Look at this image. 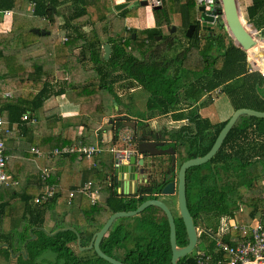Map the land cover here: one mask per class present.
<instances>
[{
    "label": "trees",
    "instance_id": "trees-1",
    "mask_svg": "<svg viewBox=\"0 0 264 264\" xmlns=\"http://www.w3.org/2000/svg\"><path fill=\"white\" fill-rule=\"evenodd\" d=\"M30 2L35 3L32 12L27 9ZM62 2L63 0H22L17 5L16 0H0L2 9L15 11L11 30L4 33L0 31V57H3L5 61L2 66L0 65L2 92L0 112L2 114L6 112V118L10 124L21 125L25 121L23 129L33 130L45 125L46 120H60L61 111L57 106L47 108L44 112L46 120L37 124H32L30 118L23 120L22 117L25 113H29L30 117L31 114L37 117L35 114L50 97L51 83L56 77H64L66 70H69L70 63H72L70 58H74L73 62L77 64L73 63V67L85 68L88 72L98 76L97 79H90L75 85L66 80L65 84L68 83L73 89V96L78 100L81 99L80 113L84 118L76 124H70L65 134L63 131L52 134L50 129L40 128L38 144L42 151L88 143V136L84 133L78 134V129L85 119L88 122L85 123L86 126L95 125L90 115L110 113V107L113 108L112 98L117 103H121V97L115 91V84L118 81H125L122 86L128 89L137 85L148 92L146 102L148 116H164L171 113L175 120L188 117L195 124V127L182 126L170 132L176 140L174 146L180 151L181 161L205 155L228 121L227 119L213 124L201 117L198 109L202 106L203 96L206 93L219 89L228 96L234 109L248 107L264 111V90L261 88L264 84V77L259 71L251 69L245 49L231 39V43L220 53L202 54L199 50L201 26L196 18L192 19L193 13L197 12L195 0H176L174 8L170 7L166 0H162V8L153 11L156 25L151 28L142 29L136 27V24L128 25L129 30L126 24L121 28L118 27V22L126 17V12L123 10L118 13L119 19L114 17L110 20L109 28L113 26V30H107L106 42H102L95 30L92 36H87L82 30V18H86V24H96L98 21L106 20L108 1L73 0V11L65 16L63 25L58 24L68 32L64 42L62 40L61 43L54 44L57 54L63 55L57 56L60 59L56 60L52 56L53 66L50 74L45 70V63H36L39 61L37 58L26 56L28 55L26 49L30 45L47 37V34L43 36L32 29L28 31L26 22L32 15H35L44 17L49 26L57 24L59 15L57 7ZM49 5H53L56 10L54 11ZM19 9L27 11L26 15L21 17L18 13ZM12 11L9 16H12ZM174 12H180L183 35L187 38V44L177 51L173 48L175 44L172 40L173 34L163 32L164 26L172 25ZM5 18L6 16L2 18L0 25L4 24ZM247 19L254 28L261 29L264 36V0L252 1L247 8ZM192 23L197 25L196 30L191 37H187L185 32ZM21 26L24 27L23 31ZM49 26L46 29H49ZM220 26L225 29L223 23ZM127 31L128 36L124 38L123 32ZM133 32H135V37L132 35ZM159 35L163 37L157 40ZM210 36L214 37V32ZM105 43L111 44L112 52L109 59L104 57L103 45ZM136 48L142 50L143 58L134 55L133 51ZM75 49H79L80 53L75 54ZM195 50L198 52H194ZM56 64L60 65V70L54 68ZM42 74L47 76L44 81L41 79ZM24 84L28 87L40 88V90L36 94H31L32 89L27 88L29 89L28 95H16L15 92L11 96L4 95L3 91L7 88L19 89L25 86ZM59 93L61 94L62 91H58L56 95ZM183 105L196 106L184 112L181 111ZM130 119L132 118L129 115L110 118L112 141L125 127V121ZM192 131L195 132L193 137L188 136V132ZM134 139L137 140V137L135 136ZM181 139L189 141L190 150L183 151L184 147H188L184 146ZM79 159L78 152L54 156L49 166L54 165L58 169L51 172L52 175L47 181L41 176V184L37 179L34 183L30 181L28 184L24 183L19 189L13 186L2 187L10 196L8 204H14L18 200L23 201L26 206V217L34 223L33 225L43 226L47 222L45 215L48 212L51 214V211L55 214V205L60 200V196L68 195L70 190L81 186L90 177L87 172L81 174L82 171H77L80 164ZM70 176L72 180L66 183V179ZM108 176L111 178L107 179L109 181L104 184L96 204L93 205L90 199L83 194L77 195L71 204L66 202L71 206L78 200V210L88 222L85 239L82 237L86 228L73 225L81 236V246L90 243L94 233L101 229L111 214L116 211L136 209L144 200L159 193L166 183V180H163L152 186L144 187L140 192L141 196L136 193L122 194L118 190L114 173ZM260 181H264V117L243 114L229 131L218 152L208 162L187 170V194L190 207L193 214L200 219V223L208 230L199 237L198 248L203 246L202 240L207 235H215L223 216L236 220V212L244 206L251 207L249 217L244 218L245 222L250 223L259 215L258 219L264 223V186ZM47 184L62 188L59 187L52 199L42 204L35 203V197L44 193ZM4 209L5 204L0 203V221ZM39 215L43 217L40 218ZM102 216V223H100ZM131 219V223L127 225L120 222L113 226L115 222L113 223L101 242L102 250L128 264H172L170 228L165 212L160 207L149 206L139 214L131 216ZM63 222L64 220L55 221L51 233L61 230L54 234H49L44 230L35 233L37 238L27 243V258L20 255L19 264H45L40 262L39 258L48 250L55 253L54 264H99L101 261H106L95 251L97 259L91 255L77 253L71 245V243H76L77 234L74 230L62 229L71 226ZM233 230L231 229L230 233L225 236V239L231 243L238 236L233 233ZM9 239V234H5L0 243L9 242ZM177 241L180 244H186L188 239L178 237ZM130 242L131 246L128 244ZM207 246L210 253L217 252L214 239ZM4 249L11 257L8 248ZM118 249L125 251L122 259L115 254V250ZM223 255L217 252L215 257ZM186 259L187 257L181 258L179 263L185 262Z\"/></svg>",
    "mask_w": 264,
    "mask_h": 264
},
{
    "label": "crops",
    "instance_id": "crops-1",
    "mask_svg": "<svg viewBox=\"0 0 264 264\" xmlns=\"http://www.w3.org/2000/svg\"><path fill=\"white\" fill-rule=\"evenodd\" d=\"M22 0H16V4H20ZM66 0H63L62 3H60L58 5L57 8H60L61 5H63L65 3ZM251 0L248 4L241 6L243 8V11L247 14V8L248 6H250L252 4ZM240 3V0H239ZM238 5V2H237ZM34 6L35 3L34 2H30L27 6V9L30 10L31 12L34 10ZM53 5H49V7H51ZM239 7V5H238ZM53 8V7H51ZM16 9V8H15ZM54 11L56 10V8H53ZM12 11V9H7ZM22 9H19L18 13L22 16L26 15L27 11H21ZM154 11V9H152ZM14 10L12 11V16H6V18L4 19V24L0 25V31L1 33L4 32H8V30H11L12 26H13V22H12V17H14ZM178 15L180 14L179 12H176ZM181 15V14H180ZM199 17V13L198 11L196 12V19ZM46 20V19H45ZM153 22V23H152ZM152 23V24H151ZM156 25V21H155V16H154V12H153V17L152 19H149V23H147L146 25H142L140 26V24H136V27L139 28H151L154 27ZM173 25V24H172ZM175 25V24H174ZM168 25H166L167 28ZM165 27V26H164ZM163 27V28H164ZM177 27V26H176ZM24 27L21 26V30L23 31ZM37 28V27H35ZM38 28H44L46 29L47 27H38ZM33 29V28H32ZM50 31V34H47V37L40 39L39 42L33 43L32 45H30V47H28L26 49L27 54L26 55L28 58H37L39 61H37L36 63H45L46 64V68L45 70H47L48 72H50V74L52 73V56L53 58L56 59H60L57 58V56L59 55H63V54H57V52L55 51L54 46L56 45H52V35L53 31H57L59 29L56 28H52V25L49 26V29H47ZM251 31V30H250ZM212 32H214V30H210V34L209 36L204 35L203 37L201 36V41H200V45H199V49L201 51L202 54H217L220 53L222 50H218V45H217V41L214 39V37L210 36L212 34ZM173 33V32H172ZM251 33L254 35H256L257 37H261L262 34V30L260 29H252ZM165 34V33H164ZM46 35V34H45ZM231 34H229L230 36ZM254 35V36H255ZM44 36V35H43ZM67 36V34H66ZM66 36H64L63 38V42L64 40H66ZM231 37V36H230ZM162 38V37H161ZM160 38V39H161ZM158 39V40H160ZM232 39V37H231ZM259 39V38H257ZM231 43V40L229 41V43H227L228 45ZM225 45L223 48H226L228 45ZM261 44H263L262 46H264V42L261 41ZM78 50H74V53H76ZM139 53L138 54H134L135 56H137L138 58H143L144 57V53L142 52L141 49L138 48ZM62 53V51L60 52ZM248 54V61L249 63L251 62V60H253V58L250 56V54L247 52ZM56 57V58H55ZM250 57V58H249ZM41 58V59H39ZM251 59V60H250ZM65 61H63L64 63ZM4 58L0 57V65L2 66V64H4ZM251 64V63H250ZM262 67H264V64L261 65ZM55 69L60 70V65L56 64L54 66ZM82 71V75L86 74V77L82 80H80V83L86 82L90 79H97V75L92 74V72H88L87 69L85 68H79ZM56 70V71H57ZM74 70L71 69L69 67V70H66V73L64 75V77H59L55 79V81H53V83H51L50 86V90H49V94L50 97L44 102L43 107H41L38 111L37 114H35L37 117L34 116V114H31L30 117V121L33 122L32 124H37L39 122H41L42 120H46L45 119V115L44 112L47 108L50 107H55L57 106L59 108V110L61 111L60 115L61 118L60 120H56V121H52V119L50 120H46V124L43 125L40 128H45V129H50L52 131V134H57L61 131H63V133L65 134L67 132L68 126L70 124L73 123H78L80 122L83 118H81L83 115L80 113V102L81 99L78 100V98L74 97V92L73 89H71L72 87H70V85L65 84L66 80H72L73 75L77 76L78 72L77 70L75 71V74H73ZM35 75V73H34ZM46 75H41V79L42 81H44L46 79ZM58 81V82H57ZM60 81H61V85H60ZM71 82V81H70ZM69 82V83H70ZM120 82H124V81H120ZM79 84V83H76ZM25 86L21 87V88H7L6 90H4L3 92L5 93H11V95H14V92L16 95H23L26 94L28 95V91L30 88L32 89V93L31 94H36L40 88H35V87H28V85L24 84ZM68 88H70V91H68ZM261 88L264 90V84L261 85ZM1 89V88H0ZM138 89H142L141 91H144V89L141 86H133L131 87L129 90L131 92H134ZM58 91H62V93L56 95L58 93ZM116 93H118V95L121 97V94L118 92V90L115 88ZM224 94L223 92H221L219 89H216L212 92H208L203 96V104H201L202 106H200V108L198 109V113L201 114L202 118H205L207 120H209L211 123L213 124H218L221 123L227 119L230 118V116L232 115V113L235 111L232 103L229 106V111H228V115H223L222 112H226L225 111H218L219 115L217 118V114L218 112L214 109L212 110L213 106H214V101L215 98L218 97L219 95ZM132 97V96H131ZM133 99V98H132ZM131 99L130 105L128 107V102H126L125 100L121 99V103H117L116 109H118L117 113L114 112L115 109V99L112 98V103H113V108L110 107V113L108 114H97L96 115H90L92 122L97 123V119L101 121L102 124H104V122L106 121H110L109 119L111 117H116V116H121V115H129V113H132L133 118H137V110H134V100ZM147 102V100H146ZM230 103V102H229ZM198 104V105H199ZM196 105H183L181 108V111L184 112H188L190 110H192L193 108H195ZM228 106H226V109L228 108ZM146 112H147V107H146ZM3 115L6 118V112H3ZM166 116V115H164ZM167 116H171V113H169ZM80 119H77L79 118ZM140 118V116H139ZM171 121L172 122H176V123H180L178 124V128L181 127V125L183 126H191V127H195V124L188 119V117H184L178 120L173 119V117L171 116ZM111 122V121H110ZM54 124H59L61 125L59 126H55ZM87 124L81 123L80 128L78 129V134L84 133V135L87 134H91L90 137H88L89 140H95L96 142L99 141V139L102 140L101 138V134L99 132V128L100 126L94 128V126H86ZM25 126V121L22 122L21 125H19L18 123H9V133L6 136V153L9 157L8 159V164H7V172L9 174V176L11 177L12 180L17 181V184L14 185L13 187L19 189L21 187V185L28 184V182L30 181V183H34L38 182L41 184L40 177L42 176V169L45 167H49L52 168V171H55L56 169H58L56 166L53 165V167H50L49 164L51 162V158H48L46 156H42V155H38L35 152H33L31 150L32 147H36L38 149H40V145L38 144V136L40 134V128L39 129H29V130H24L23 127ZM93 130V133H90V131ZM109 131V130H108ZM190 133L193 135L195 134L194 131L192 132H188V135H190ZM113 135V134H112ZM112 135H111V139H112ZM41 150V149H40ZM80 160V164L77 167V171H82L81 174H83V172H87L88 174H90L89 178H94L95 174L97 176V159H93V160H87V159H79ZM59 167V166H58ZM60 168V167H59ZM61 169V168H60ZM94 171V172H93ZM36 173V174H34ZM52 175V174H50ZM72 176V175H71ZM67 178L66 179V183H69L72 179ZM39 177V178H38ZM99 177V176H98ZM72 178L75 179L74 176H72ZM87 179V180H88ZM86 180V181H87ZM117 183V182H116ZM118 186V190L120 193H122V189L120 187V184L117 183ZM46 187V186H45ZM62 188L61 186L57 187V190H59ZM10 196L8 195V193L6 192V190H4L3 188H0V203L5 204V209L2 211V215H1V221H0V240L5 236V234H9L10 239L9 242H2L0 243V264H19V258L20 255H23L24 258H27L25 256L24 250H26V255H27V243L29 240L31 239H36L37 235L35 233H39V231L44 230L49 232V234H53L51 233V226H50V219H52V215L48 212L45 217L47 222L43 225V226H38V225H33L34 223L31 222L27 217H26V206L23 203V201L18 200L16 201L14 204H8ZM63 197H61L62 199ZM57 203V202H56ZM59 203V202H58ZM66 203V202H65ZM40 218L43 217V215H39ZM38 218V217H37ZM125 218V217H124ZM257 218V217H256ZM130 221H132V219L130 220H122L121 224L127 225L129 223H131ZM36 235V238L34 237ZM78 250L80 251V246L78 244V242L76 241V243H74ZM131 246V242L128 243ZM71 245L73 246V243H71ZM89 245V244H88ZM87 245V246H88ZM4 248H8L11 257L8 255L7 251ZM115 254H118V256H122L124 257L125 255V251L123 249H118L115 250ZM88 255V254H86ZM28 256V255H27ZM49 260V259H46Z\"/></svg>",
    "mask_w": 264,
    "mask_h": 264
},
{
    "label": "water",
    "instance_id": "water-1",
    "mask_svg": "<svg viewBox=\"0 0 264 264\" xmlns=\"http://www.w3.org/2000/svg\"><path fill=\"white\" fill-rule=\"evenodd\" d=\"M139 5H147V3L142 2L138 3L137 1H134L133 3H130L129 1L123 2V3H116L114 4V9L116 12H120L125 8H133ZM54 8V6H51ZM162 5L156 6L153 9H161ZM197 11L199 13L198 21L200 23V26L202 29L211 30L213 25L217 22L219 24L223 23V26L227 27V29L231 32L232 40H234L236 43H238L243 49H245L246 52H249V50L254 49L260 45V41L264 42V36L261 35V37H255L252 35V33L248 30L249 28L244 23V20L242 19V14L240 12V8L237 5V0H220L215 5L211 6L210 8H207L206 6H198ZM172 29L171 32H174L176 30V25H171ZM197 25L195 23H192L187 28L185 35L187 37H191L193 33L196 30ZM37 34H50V31L44 28H33L32 29ZM133 37H135V32H133ZM162 35L157 36V40L160 39ZM259 38L260 41L257 39ZM104 49V57L105 59H109L112 48L110 43H105L103 45ZM258 49V48H257ZM260 61L264 64V52L263 50L259 51L257 54ZM115 105L117 106V102L114 101ZM253 115L257 117H264V111L256 110L253 108L248 107H242L235 109V111L232 113L230 118L228 119L227 123L224 125V127L219 132L217 138L215 139L214 144L212 145L211 149L202 156H196L189 158L182 162L179 172H178V186H177V198H178V208L180 210V215L184 220L187 232L189 234V243L186 246H179L177 243V235H176V224L174 220V216L172 215L171 210L169 207L165 204V202L160 198H149L144 200L142 203L139 204V206L134 210H121L116 211L113 214L110 215V217L107 219L105 224L101 227V229L97 230L89 245L88 246H81V236L73 227H66L62 229H71L74 230L77 234V242L81 248V250L86 249H93L100 257L105 259L106 261L110 262L111 264H128L118 258H115L113 256H110L106 252L102 250L101 242L106 236L112 227L113 223L116 219L120 217H131L139 214L144 209H146L149 206H157L160 207L162 210H164L168 216L169 224H170V243H171V249H172V264H179V261L181 258L187 256L191 252H193L196 248L197 242H198V233L196 230V226L194 224L193 217L188 209L187 206V170L193 166H199L206 162H208L220 149L222 146L226 136L228 135L229 131L232 129L234 124L237 122L238 118L243 115ZM138 121L136 120H127L125 121V126L131 127L132 129H137ZM142 138H139V141L137 142V150L140 154H146L147 152H150L151 154H156L158 152H155V148L157 149L158 146L164 145L163 142L158 141H146L141 140ZM167 151H172L170 149L163 150L159 153H164ZM141 165L144 164V159L140 158L139 162ZM137 163V156L133 154L130 158V161L128 164H122L119 167H115L114 175L116 177L117 183L120 184V187L122 189V194H128V189L130 183L140 182L141 178L144 176V168H140L137 170L138 167ZM176 193V182L170 181L165 183L161 188V194L162 195H175ZM61 230V229H59ZM59 230H56L54 233L58 232ZM53 233V234H54ZM36 238V235L34 236ZM26 250H24L25 256Z\"/></svg>",
    "mask_w": 264,
    "mask_h": 264
},
{
    "label": "rangeland",
    "instance_id": "rangeland-1",
    "mask_svg": "<svg viewBox=\"0 0 264 264\" xmlns=\"http://www.w3.org/2000/svg\"><path fill=\"white\" fill-rule=\"evenodd\" d=\"M107 1L108 2L106 3V5H107L106 13H108V18L106 20L98 21L96 24H90V23L86 24L85 23L86 18H82V30H83V32L87 36H92L93 31L95 30L96 32H98L99 36L101 37L102 42H106L107 30L108 31L113 30V26H111L109 28V26L111 24L110 20L113 19L114 17H117V19H119L118 18L119 12H116L114 9V1L115 0H107ZM250 1L251 0H240V3H239V0H237L239 8H240V12L242 14V19L244 20V23L247 25L249 30L252 31V29H255V28L248 21L247 14L243 11V8L241 7V6L244 7V5L248 4ZM72 2H73V0H66L65 3L60 6V8H57L59 11V15L57 18L58 23L52 24V28L54 27V28L59 29V30L53 31L54 35H52V40H51L52 45H54L56 43H61L63 40V37L66 36V34L68 32L65 28L59 27L58 24L63 25L64 21H65V16H68L73 11V3ZM166 3L170 7L174 8L176 5V0H166ZM196 7H197V5H196ZM123 10H125V12H126V17H125V19H122V20H120V22H118L119 25L117 24V26L120 28L122 27V25H125V24L127 26L128 25H134V24H138V25L140 24V26H142V25L144 26L147 23H149V19L150 18L152 19V17H153V10H152L151 6H149V5H139V6H136L133 8L128 7V8H125ZM195 12L193 13L194 15H193L192 19L196 18ZM172 24H175L177 26L176 30L172 33L173 34L172 40L175 41L173 48L176 51L181 50L182 46L187 44V38H185V36L183 35L184 31H183V27H182V19H181L180 14L178 15L176 12L173 13V23ZM48 26H49V24L45 20L44 17L42 18V17H38L35 15H32L30 17V19L26 22V28L28 29V31L32 28H35V27H48ZM213 27H214V29H211V30H214V39L217 41V45L219 47L218 50L224 51L223 47L227 43H229V41L231 40L230 36H232V35H230V36L228 35V34H231V32L227 29V27H225V29L222 28V26H220V24L217 22L213 25ZM163 32L165 34L171 35L169 33L168 29L166 28V26L163 28ZM209 34L210 33L208 32V30L201 28L200 35L202 37L204 35H209ZM123 36H124V38H127L128 31L123 32ZM255 37H256V35H255ZM76 50H78V51L75 54H79L80 50L79 49H76ZM137 50H138V48H136L133 51L134 54L139 53V51H137ZM194 52H198V50H195ZM103 53H104V50H103ZM70 59H72V63H70L69 67L74 70L73 74H75L76 70L78 72L77 76L73 75L72 80H70L71 83H73L75 85L76 83H80V80L84 79L86 77L87 73L82 75L81 69H79L78 67H73V63H75V62H73L74 58H70ZM75 65H77V64L75 63ZM124 82L122 83V82L118 81L115 84V88L121 94V99L128 102V107H129L131 99L133 98L132 100H134V103H135L134 110H137L135 112H137L138 117L139 116L141 118L145 117L144 115H148L146 112V100L148 97V92L146 90L141 91L142 89H138L134 92H131L128 88L122 86V84H124ZM68 91H70V88H68ZM229 102H230V100L226 94L219 95L218 97L215 98L214 106H213L212 110L215 109L217 112L226 110V112H222V113H223V115H228V111H229L228 105L231 104V102L230 103ZM114 106H115L114 112L117 113L118 109H116V105H114ZM226 106H228L227 109H226ZM130 115H133V114L129 113V116ZM218 115H219V112L217 114V118H218ZM96 116H98V115L96 114ZM130 117L133 118L132 116H130ZM81 118H84V117L82 116ZM77 119H80V117ZM134 119H136V118H134ZM101 121L102 120L99 121L97 119V123H95L94 128L100 126L97 129H99L102 140L99 139V141L96 142L95 140L91 139L88 141V143H98L101 147H103L104 151L96 157V158H98V160H97L98 163L96 166L97 167L96 168L97 169V176H94L93 179L94 180L101 179V180L106 182L107 176L113 174L115 171V168L113 165V153L109 151L110 148L114 145V143L112 142V139H111V135L113 134L112 130H111L112 124L110 123V121H106V122H104V124H102ZM84 122L88 123L86 121V119ZM155 123H157V125L159 124L161 127H163L167 131L168 134L170 132H173V131L179 129L178 124H180V123L172 122L171 116H167V115L155 117V120L152 122V124H155ZM54 125L59 126V127L61 126L59 124H54ZM126 127L127 126L122 128V130H126ZM90 133H93V130H91ZM93 134H95V133H93ZM86 135L88 137L91 136V134H89V133L87 134V132H86ZM181 140H183V139H181ZM183 144H184V146H187V145H189V141L183 140ZM87 160H93V158L87 159ZM161 162H163V161H161ZM154 172L156 173V171H154ZM260 183H263V181H260ZM138 184H140V182H138ZM106 185H108V184H106ZM58 202L55 205V214H52V211H51V215L53 216L52 219H50L51 220L50 221L51 228L53 227L56 220H64L63 223L68 225V226L71 225L70 227H73V225H76V226L84 227V229L86 228V231H88L87 230L88 229V225H87L88 222L86 221L85 216L82 213H80L78 210V208H79V201L78 200H76L75 203L71 206L67 205L65 203L64 198L60 199V201H58ZM76 209H77V211H76ZM250 212H251V207L244 206L243 208L239 209L236 212V215H237L236 220L239 219L240 221H244V218L249 217ZM258 217H259V215H258ZM101 218H103V216L100 217V223H102ZM123 218L124 217H120V218L116 219L113 226L120 223L123 220ZM124 219L130 220L131 217H125ZM199 227L203 228L204 226L200 223ZM233 233L236 235H240V232H237V230H235V229L233 230ZM212 239H213V235H211V236L207 235L204 238V240H202V243H203L202 247L208 248L207 245H210V242ZM73 247L77 253H79L81 255L88 254V255H91L93 258L97 259V256L94 253V250L86 249V250H80L79 251L75 244H73ZM197 248H198V246L195 248L194 251H196ZM116 255L118 256V254H116ZM118 257L122 259V256H118ZM46 259H49V260H46ZM54 260H55V253L52 252L51 250L45 251L43 253V255L40 256V258H39V261L43 262L45 264H52V261H54ZM99 264H111V263L108 261H101V262H99Z\"/></svg>",
    "mask_w": 264,
    "mask_h": 264
},
{
    "label": "built area",
    "instance_id": "built-area-1",
    "mask_svg": "<svg viewBox=\"0 0 264 264\" xmlns=\"http://www.w3.org/2000/svg\"><path fill=\"white\" fill-rule=\"evenodd\" d=\"M127 1L130 3H133L134 1H137L138 3L145 2L147 5L151 6L152 9L156 6L162 5V0H115L114 4ZM218 1L220 0H195L197 7L204 5L207 8L215 5ZM10 14V10H4L0 5V22L3 17ZM129 28L130 26H128V30ZM250 63L251 69L259 71L264 77V67L261 66L263 63L260 59L256 57L251 60ZM1 93L0 89V94ZM4 95L11 96V93H5ZM22 118L23 120L29 119V113H25ZM8 126V120L5 119V116L0 112V188L4 186H14L17 184V181L12 180L7 172L9 157L6 153V136L10 131ZM133 135V129L127 126L126 130L121 129L117 138L112 141L114 145L109 151L113 153L114 167H119L122 164H128L133 154L136 156L138 155L137 141H135ZM31 150L38 155L46 156L48 158H53L54 156L70 152H78L79 158L83 160L94 159L104 151L103 147H101L98 143H82L71 146L67 145L62 148L56 147L52 151H42L36 147H32ZM138 160L139 157H137V163ZM138 168L139 163L137 170H139ZM51 171L52 168H43L42 179L47 181L51 177ZM109 178H111V176H107V179ZM142 178L140 183L142 182ZM108 181L109 180L106 182ZM106 182L103 180L88 179L81 186L70 190L68 195L60 196L59 199L63 197L67 204H71L77 195L83 194L88 197L94 205L99 201L101 191ZM136 184V181L135 183H130L128 194L135 193ZM56 191V185L47 184L44 189V193L35 197L34 202L42 204L47 200L52 199ZM231 229H235L237 232H240V235L235 238L233 243L225 239V236L230 233ZM213 239L215 241V251L223 253L224 255L222 257L217 256L218 258H216L215 256L217 255V252L210 253L208 248L200 247L197 248L196 251H193L185 256L187 257L186 261L179 264H264V223H262L258 218H255L250 223H247L245 221H240L239 219L234 220L228 216H223L221 218L219 229L215 235H213Z\"/></svg>",
    "mask_w": 264,
    "mask_h": 264
},
{
    "label": "flooded vegetation",
    "instance_id": "flooded-vegetation-1",
    "mask_svg": "<svg viewBox=\"0 0 264 264\" xmlns=\"http://www.w3.org/2000/svg\"><path fill=\"white\" fill-rule=\"evenodd\" d=\"M167 29H168L169 33L172 34V32H171L172 26L168 25ZM212 29H214V27H212ZM208 32L210 33V30H208ZM162 37H163V35H162ZM144 116H145L144 118L137 117L136 119H134V118L131 119V120L138 121L137 129L136 130L133 129L134 137L135 136L137 137L136 141L138 142L139 138L141 137L142 138L141 140H146V141L151 140V141L163 142L164 145L158 146L157 149L155 148V152H158L156 154H151L150 152H147L146 154L138 153L137 157H139V159L140 158L144 159V164L141 165L139 163V168H138V169L144 168V177L142 178V182L140 184H138V182H137L136 188H135V193L137 195L141 196L140 192L142 191V189L144 187L152 186L155 183L161 182L163 180H166V183L170 182V181L176 182V193H175V195H162L161 191H160L159 193H155V195H153L152 197H149V198H160L169 207V209L172 212V215L174 216V220H175V224H176L177 239H178V237L181 239L182 238L188 239L186 244H180V243H178V241H177V243L179 246H186L189 243V234L187 232L184 220L180 215V210L178 208V198H177L178 172H179V168L183 162V161H181L180 151H178V149L175 148L174 143L176 140L173 139V137L171 136V133L168 134L167 131L163 127H161L159 124L157 125V123L152 124V122L155 120V117H158V115L154 116V117H150L148 115H144ZM160 116L161 115H159V117ZM188 119H190V118H188ZM182 126L183 125H181V127ZM188 136L193 137V135L191 133ZM189 145H187L188 148L184 147L183 151L190 150L191 147H189ZM171 148H172V151L159 153V152H162L163 150H166V149L171 150ZM161 161H163V162H161ZM138 162H139V160H138ZM154 171H156V173ZM149 198H147V199H149ZM188 200L189 199H188V194H187V206H188V209H189V211L193 217L194 224L196 226V230L198 233V241H199V237L202 235V233L204 231H208V230L205 227H203V228L199 227L200 219L193 214L192 208L190 207V203ZM165 215H166L167 220H168V216H167L166 212H165ZM168 223H169V220H168ZM183 225H184V227H183ZM169 228H170V224H169ZM86 234H87V231H85L82 238L85 239ZM169 236H170V231H169ZM197 246H198V242H197L196 247ZM54 262H55V260L52 261V264H54Z\"/></svg>",
    "mask_w": 264,
    "mask_h": 264
},
{
    "label": "bare ground",
    "instance_id": "bare-ground-1",
    "mask_svg": "<svg viewBox=\"0 0 264 264\" xmlns=\"http://www.w3.org/2000/svg\"><path fill=\"white\" fill-rule=\"evenodd\" d=\"M249 30V29H248ZM250 31V30H249ZM251 32V31H250ZM253 35V34H252ZM259 41H260V39H258ZM260 43H261V41H260ZM263 44H260V45H258V47H256V48H254V49H251V50H249V54H250V56L254 59V58H256V57H258L257 56V54H258V52L259 51H261V50H263V52H264V46H262ZM258 48V49H257Z\"/></svg>",
    "mask_w": 264,
    "mask_h": 264
}]
</instances>
